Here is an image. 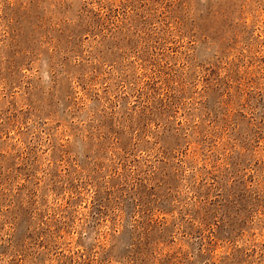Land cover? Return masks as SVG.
<instances>
[{
	"label": "rangeland",
	"instance_id": "obj_1",
	"mask_svg": "<svg viewBox=\"0 0 264 264\" xmlns=\"http://www.w3.org/2000/svg\"><path fill=\"white\" fill-rule=\"evenodd\" d=\"M0 264H264V0H0Z\"/></svg>",
	"mask_w": 264,
	"mask_h": 264
}]
</instances>
